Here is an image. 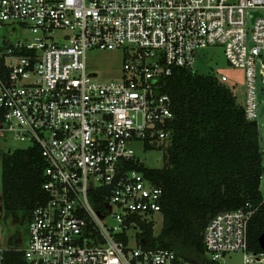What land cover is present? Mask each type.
Returning <instances> with one entry per match:
<instances>
[{
  "label": "built area",
  "instance_id": "1",
  "mask_svg": "<svg viewBox=\"0 0 264 264\" xmlns=\"http://www.w3.org/2000/svg\"><path fill=\"white\" fill-rule=\"evenodd\" d=\"M14 24L33 37L10 39ZM215 44L245 70V115L259 125L264 0H0V132L21 143L8 152L38 147L48 196L32 212L27 248L0 249V264L10 251L29 264H224L232 252L264 264V250L249 248L251 205L211 217L203 263L141 238L143 223L155 232L163 219V190L139 169L135 146L165 153L167 80L198 70L199 53ZM123 47L119 76L88 70V50Z\"/></svg>",
  "mask_w": 264,
  "mask_h": 264
},
{
  "label": "trees",
  "instance_id": "2",
  "mask_svg": "<svg viewBox=\"0 0 264 264\" xmlns=\"http://www.w3.org/2000/svg\"><path fill=\"white\" fill-rule=\"evenodd\" d=\"M164 90L173 112L164 165L139 167L163 190L162 228L156 234L154 223L142 224L145 246L169 248L203 263L204 231L211 217L251 205L255 212L249 222V248L262 250L264 164L258 127L246 118L232 89L213 73L177 68ZM1 158L5 209L21 210L30 220L48 197L43 189L45 160L37 146ZM4 264L29 263L22 251H10Z\"/></svg>",
  "mask_w": 264,
  "mask_h": 264
},
{
  "label": "rangeland",
  "instance_id": "3",
  "mask_svg": "<svg viewBox=\"0 0 264 264\" xmlns=\"http://www.w3.org/2000/svg\"><path fill=\"white\" fill-rule=\"evenodd\" d=\"M251 28V20L248 23ZM8 37L12 40H30L33 35L28 29L14 24L8 31ZM127 49L125 47L114 50H102L93 48L87 51L86 63L90 72H97L110 79L121 74ZM197 68L201 72H210L217 76L226 75L229 79L227 85L237 97L238 103L245 106L246 102V73L242 68L233 67L228 64L224 54V46L215 44L203 49L198 55ZM259 125L260 148L264 164V85L259 80ZM21 145L12 139V136L0 132V149L8 152L12 148ZM136 155L150 168H161L164 165V151L160 148L143 150L141 144L135 146ZM264 189V180L262 183ZM163 219L158 216L156 220L155 233L159 234ZM29 243V220L28 216L21 210L9 211L5 209L2 194V158L0 156V249L27 248ZM224 264H243V253L232 252L226 255Z\"/></svg>",
  "mask_w": 264,
  "mask_h": 264
},
{
  "label": "water",
  "instance_id": "4",
  "mask_svg": "<svg viewBox=\"0 0 264 264\" xmlns=\"http://www.w3.org/2000/svg\"><path fill=\"white\" fill-rule=\"evenodd\" d=\"M258 13H256L257 15ZM229 64V63H228ZM251 124L255 127H258V123L256 121H251ZM259 244L261 248L264 250V232L259 237Z\"/></svg>",
  "mask_w": 264,
  "mask_h": 264
}]
</instances>
